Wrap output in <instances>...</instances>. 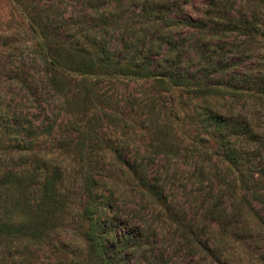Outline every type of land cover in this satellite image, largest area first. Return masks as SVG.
Instances as JSON below:
<instances>
[{
    "label": "trees",
    "instance_id": "16d2710c",
    "mask_svg": "<svg viewBox=\"0 0 264 264\" xmlns=\"http://www.w3.org/2000/svg\"><path fill=\"white\" fill-rule=\"evenodd\" d=\"M12 1L35 38L37 63L48 86L66 105L84 112L87 104L100 101L92 82L71 94L63 71L94 78L153 77L161 89L182 87L198 98L186 117L195 124L193 183L203 197L197 201L196 193H189L181 200L168 193L160 174L151 173L142 159L129 162L116 154L118 171L131 180L129 191L138 199L127 207L141 218L135 220L119 207L126 191L117 190L115 183L105 190L97 176L108 169L92 167L82 147L73 186L80 194L79 212L72 214L65 169L46 164L30 148L33 139L48 135L53 126L40 128L11 110L0 117V136L13 144L18 158L29 155V161L0 171V190L16 192L17 212L0 225L5 234L42 244L68 217L84 224V250L77 264H191L198 255L207 264H264V128L255 115L222 111L212 102L223 96L264 100V71L236 68L249 54L246 42L264 48V0L236 8V0H206L197 18L182 14L178 0H70L83 5L74 13V23L66 22V5L45 4L55 0ZM185 30L202 33L203 41L187 42L190 32L180 37L186 41H176ZM228 36L242 43L233 44ZM85 131L76 128L82 144ZM150 147L153 156L169 152L161 140ZM204 160L209 164L205 175ZM192 211L199 212L197 218ZM170 248H182L185 258L173 259Z\"/></svg>",
    "mask_w": 264,
    "mask_h": 264
},
{
    "label": "rangeland",
    "instance_id": "374dc122",
    "mask_svg": "<svg viewBox=\"0 0 264 264\" xmlns=\"http://www.w3.org/2000/svg\"><path fill=\"white\" fill-rule=\"evenodd\" d=\"M236 1L234 8L237 5L240 7V3H251L249 0ZM205 2L206 0H178L179 10L182 14L197 18ZM45 4L66 5L67 9L71 10V12L67 10L66 13L68 23L76 22L74 13L83 8V5L70 0H55ZM130 24L135 25V22ZM188 32L191 34L187 42L197 39L203 41L204 35L194 30L179 33L175 40L186 41L180 37ZM116 34L118 35L116 32L113 36ZM116 38L119 40L120 36ZM227 39L232 41L233 37L228 36ZM240 39L235 38L234 42L241 44ZM221 42L222 40L216 41L220 45L228 46ZM224 42L228 43L226 39ZM244 48L249 54L241 58L243 66H236L237 70L243 71L249 67L264 71V48L258 50L257 46L248 42ZM37 51L35 38L26 30L25 21L15 2L0 0V117L9 115V111L13 110L17 114L21 113L23 117L33 119L40 128L53 126L48 135L33 139L30 148L38 156H44L46 164H56L65 169L64 181L71 191L72 214L79 212L80 194L73 186L76 185L81 162L80 154L77 152L82 147L92 167L101 166L108 169L105 172H98L97 176L104 189L115 183L117 190L126 191V197L121 196L122 204L119 207L130 213L135 220L140 221L141 218L138 215L133 216L127 207L136 205L138 199L129 191L131 180L124 178L118 171L116 154L129 162L133 157L136 161L142 159V163L152 170L151 173L160 174V179L166 184L169 194L183 200L187 194L193 196L196 193L194 198L201 201L202 193L197 195L199 190L196 192L200 186L193 183L196 180L194 167L197 153L191 140L195 139V124L186 117L192 108L198 105V98L191 96L192 93L182 87L161 89L153 77L94 78L63 71L61 74L65 77L71 94L83 84L92 82L95 86L100 101L97 102L98 105L87 104L84 112L76 110L78 108L66 105L60 95L48 86L44 70L37 63ZM263 101L247 96L238 99L226 96L212 98V102H215L216 107H220L222 111H239L241 114L255 115L257 125L264 128ZM76 128H82L83 132L86 130L83 144L79 140ZM261 131L264 135V129L261 128ZM159 140L169 147V152L167 155L153 156L150 143L155 144ZM204 142L205 139L202 144ZM12 145L3 141L0 136V171L22 165L26 159L29 161V155L27 158L23 156L18 158ZM112 149L116 150L115 154L112 153ZM177 150L179 154H176ZM206 161L202 162L204 175L207 174L206 169L209 167ZM2 190L0 225L7 217L17 212L14 205L16 192L6 195ZM191 214L197 218L199 212L195 211L194 214L192 211ZM67 219L50 233L51 238L42 244L17 241L0 228V264H77L84 250L81 238L84 224L81 219L68 217ZM173 227V224L169 226L167 239L173 232ZM168 253L173 259L180 257L179 261L185 258L182 248H170ZM189 261L191 264H207L200 255ZM240 261L245 263L246 259L242 258Z\"/></svg>",
    "mask_w": 264,
    "mask_h": 264
}]
</instances>
